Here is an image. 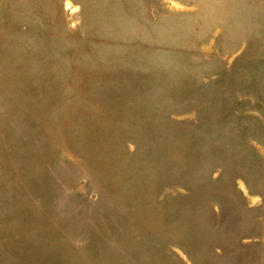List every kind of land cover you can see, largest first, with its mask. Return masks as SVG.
I'll return each instance as SVG.
<instances>
[{"label": "rangeland", "instance_id": "rangeland-1", "mask_svg": "<svg viewBox=\"0 0 264 264\" xmlns=\"http://www.w3.org/2000/svg\"><path fill=\"white\" fill-rule=\"evenodd\" d=\"M0 264H264V0H0Z\"/></svg>", "mask_w": 264, "mask_h": 264}]
</instances>
